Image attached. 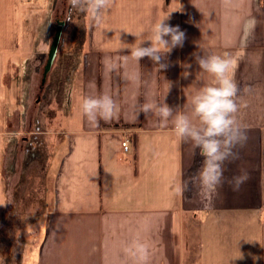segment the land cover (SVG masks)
<instances>
[{"label":"crops","instance_id":"1","mask_svg":"<svg viewBox=\"0 0 264 264\" xmlns=\"http://www.w3.org/2000/svg\"><path fill=\"white\" fill-rule=\"evenodd\" d=\"M48 20L57 29L64 23L63 33L31 106V74L22 68L28 55L50 49ZM163 20L185 41L160 70L147 57L133 59L130 47L150 46ZM193 53L237 57L236 118L247 136L210 193L189 183L202 163L193 142L175 134L172 118L161 127L158 115L141 112L146 101L166 103L199 126L192 99L214 77ZM100 95L119 112L94 126L80 104ZM23 134L43 136L34 155ZM241 174L234 190L228 181ZM134 240L148 244L147 264H264V0H112L100 25L68 0H0V246L17 256L4 255V264H136L125 251Z\"/></svg>","mask_w":264,"mask_h":264},{"label":"clouds","instance_id":"2","mask_svg":"<svg viewBox=\"0 0 264 264\" xmlns=\"http://www.w3.org/2000/svg\"><path fill=\"white\" fill-rule=\"evenodd\" d=\"M73 10L85 14V18L96 25L103 22L112 0H68ZM255 26V20H248L244 25V40L250 36ZM150 46L134 44L130 47V55L140 61L147 57L158 68L165 69L167 64L162 63L165 54L176 47H182L185 41V32L179 26H171L165 20L155 23L148 36ZM195 62L204 72L214 77V86L203 87L192 99V115L198 119L199 126L193 124L189 116L173 109L168 104H157L146 101L141 106V112L147 117L149 114L161 118V127L169 118H172L174 132L180 138H189L199 150L202 157L200 168L189 177V183L199 188L201 192H213L221 185L224 179L223 165L229 159H238L235 151L237 145L243 144L247 136L237 121L238 105L236 98L238 86L234 79L237 66V57L229 54L224 56H201L193 53ZM124 62L128 57L119 58ZM108 70L116 67V62L106 60ZM81 111L92 125L98 123V118L105 121L113 119L119 112L118 105L109 95L98 97H82ZM246 179V174L234 176L228 181L234 190H238ZM180 190V189H178ZM125 251L136 261V264H147L149 246L147 243L134 240Z\"/></svg>","mask_w":264,"mask_h":264},{"label":"rangeland","instance_id":"3","mask_svg":"<svg viewBox=\"0 0 264 264\" xmlns=\"http://www.w3.org/2000/svg\"><path fill=\"white\" fill-rule=\"evenodd\" d=\"M34 7V6H33ZM33 11H34V8H33ZM32 16H33V14H32ZM31 16V19L32 18H34L35 20H32V22H30L29 23V26H28V29H29V32H30V35L32 34V35H34V29H32V23H34V27H35V21H36V16H35V14H34V16L32 17ZM40 22V21H39ZM44 28V31L46 32V31H48V32H51V34H50V38L48 39V43H46V45H48L50 42V49H51V46H52V44H53V40H54V36H55V34L53 33L54 31H56L55 30V28L57 27L56 26V24H55V22H53L52 21V23H51V21L50 20H48V21H46L45 23H44V26H43ZM57 29V28H56ZM48 45V46H49ZM45 46V45H44ZM48 49V48H47ZM50 49L49 50H47L45 53H43V54H41V53H39V54H32V55H28V58H30V59H32L31 61H27V62H24V64H23V67H24V70H23V68H22V73H24L25 71H28V73H30L31 75V82H32V85H30V92L31 93H33L34 95L32 96V99L30 100L31 101V106H32V104H34V102L36 101V99H37V96H38V93H39V95H40V92L44 89H46V85H47V81H48V78H49V76H50V73H51V71H52V69H53V67L51 68V70L48 72V74H47V76H45V69H46V67H47V65H48V62H49V56H50ZM49 52V53H48ZM19 56L20 55H16L15 56V60H13V63H12V72H13V80L16 82V83H18V80H17V78L16 77H18V74H17V70H16V67H17V65H16V63H17V61H20V59H19ZM57 59V58H56ZM56 61V60H55ZM29 64H31L30 66H29ZM55 64V63H54ZM44 79H46V83L44 82ZM42 82H44L45 84H44V88L41 86V84H42ZM26 84H27V81H26ZM15 89V88H14ZM14 92H15V96H16V90H14ZM16 101L14 102V104L16 105ZM34 107V106H33ZM19 108V107H18ZM20 109V108H19ZM33 109V108H32ZM15 118H14V122L16 123V125H18V113H16L15 114ZM35 120V119H34ZM33 120V121H34ZM38 129V128H37ZM41 131H38L37 133H40ZM34 136V137H33ZM21 138H20V142H23L24 143V145H25V147L27 148V150H26V152L28 151L29 152V155H34L35 154V152L37 151L36 150V146L34 145V143H38V144H40V141L42 142V137L43 136H40V138H37V136H35V135H30V134H23V135H21L20 136ZM33 140V141H32ZM32 141V142H31ZM38 152V151H37ZM49 152L50 151H45L44 152V155L45 156H47L48 154H49ZM39 165H40V163H39ZM34 169H37V167H36V165H33L32 167H31V171L32 170H34ZM18 231H20V232H22V233H24V232H26V231H24V230H18ZM28 231V230H27ZM28 232H32V231H28ZM33 233V232H32ZM12 239V238H11ZM35 239H36V237H35ZM35 239H33L32 241H35ZM13 240V239H12ZM4 241V240H3ZM20 244V246L23 244V243H19ZM4 249H5V246L3 245V243H2V245L0 246V264H4V255H6V254H8L9 252H5L4 251ZM32 252H33V250L32 249H30V251L29 252H27L29 255L30 254H32ZM27 254V255H28ZM28 255V256H29ZM6 257V256H5ZM10 259H8V260H11L12 261V258H15V259H17V256L16 255H14L12 252H10L9 253V256H8ZM28 258H30V256L29 257H27V260H28ZM17 262V261H16ZM15 262V263H16ZM28 262V261H27ZM11 263V262H10ZM29 263V262H28Z\"/></svg>","mask_w":264,"mask_h":264},{"label":"water","instance_id":"4","mask_svg":"<svg viewBox=\"0 0 264 264\" xmlns=\"http://www.w3.org/2000/svg\"><path fill=\"white\" fill-rule=\"evenodd\" d=\"M63 26H64V23L59 24V28L57 29L56 35L54 37L53 44H52L51 49H50L49 62H48V65L45 69V76H47L48 72L54 66L55 60L57 58L59 45H60V41H61V37H62V33H63ZM45 81H46V79H44V82Z\"/></svg>","mask_w":264,"mask_h":264},{"label":"built area","instance_id":"5","mask_svg":"<svg viewBox=\"0 0 264 264\" xmlns=\"http://www.w3.org/2000/svg\"><path fill=\"white\" fill-rule=\"evenodd\" d=\"M130 144V141L127 139L122 143L124 152H128L130 150Z\"/></svg>","mask_w":264,"mask_h":264}]
</instances>
